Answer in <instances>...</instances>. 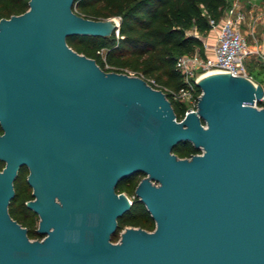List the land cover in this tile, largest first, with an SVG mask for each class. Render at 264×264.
Returning a JSON list of instances; mask_svg holds the SVG:
<instances>
[{
    "label": "water",
    "instance_id": "water-1",
    "mask_svg": "<svg viewBox=\"0 0 264 264\" xmlns=\"http://www.w3.org/2000/svg\"><path fill=\"white\" fill-rule=\"evenodd\" d=\"M73 3L28 0L0 18V264H264L262 86L202 76L196 109L178 120L164 91L68 45L117 27ZM181 141L201 152L177 156ZM23 165L41 240L8 211ZM137 172L154 228L112 241L132 203L116 186Z\"/></svg>",
    "mask_w": 264,
    "mask_h": 264
},
{
    "label": "trees",
    "instance_id": "trees-1",
    "mask_svg": "<svg viewBox=\"0 0 264 264\" xmlns=\"http://www.w3.org/2000/svg\"><path fill=\"white\" fill-rule=\"evenodd\" d=\"M227 2L228 0H74L73 9L85 17L94 19L117 17L119 22L109 35L73 34L67 36L66 41L77 52L94 58L106 71L108 70L106 64L127 68L144 78L152 76L160 85L176 90L182 85V75L175 69L176 57L183 53H192L195 49L200 50L202 46L201 40L195 35L188 34L187 30L194 27L199 32L207 31L211 27L209 20H218L228 6ZM28 7V0H0V18L20 14ZM102 49L105 50L104 55L101 53ZM165 94L176 117L181 118L188 105L173 99L168 93ZM257 103L262 104L260 101ZM172 151L179 157H189L194 153H200L201 149L195 148L189 141H181ZM0 165L3 163L0 162ZM135 174L119 182L116 191L122 192L123 189L120 188L122 182ZM18 175L13 182L15 195L10 202L12 214L16 209L14 202L19 186ZM138 182L132 186L134 197L129 210L117 220L119 228L124 223L146 228L134 217L136 212H140L150 221L152 228L155 225L145 205L134 194ZM25 183L27 184L26 181ZM23 200L24 196L20 203L27 209L23 205ZM26 214L30 216V221L24 219L23 225L31 226L29 235L35 236L33 216H36V213L29 211Z\"/></svg>",
    "mask_w": 264,
    "mask_h": 264
},
{
    "label": "built area",
    "instance_id": "built-area-1",
    "mask_svg": "<svg viewBox=\"0 0 264 264\" xmlns=\"http://www.w3.org/2000/svg\"><path fill=\"white\" fill-rule=\"evenodd\" d=\"M244 21L245 12L241 2L232 0L225 7L222 16L218 20H209L211 28L215 30V42L212 52L202 54L195 50L192 53H183L176 57L175 69L182 75V85L178 89H168L157 84L154 79H148V83L154 88L168 93L175 100L186 101L184 103L188 105L185 110V113H187L196 109L198 99L202 93L198 81L203 74L210 70L242 75L254 82L244 64V58L252 52L242 31ZM107 67L109 66L107 65ZM263 99L264 88L262 96L257 101ZM183 116L176 119L180 120Z\"/></svg>",
    "mask_w": 264,
    "mask_h": 264
},
{
    "label": "rangeland",
    "instance_id": "rangeland-1",
    "mask_svg": "<svg viewBox=\"0 0 264 264\" xmlns=\"http://www.w3.org/2000/svg\"><path fill=\"white\" fill-rule=\"evenodd\" d=\"M231 1L232 0H228L227 4L229 5ZM239 1L241 2L242 8L244 9L245 12V21L243 22L242 25V31L247 39V43L249 47L252 49V52L247 57L244 58V64L246 66L248 73L252 76L254 82L261 85L264 88V0H239ZM105 19H113V23L119 22V19L117 17L105 18ZM187 33L191 35H195L201 40L202 43L201 49L200 50L195 49V50L199 51L202 54H206V53L210 54L212 52V47L215 42V30L213 28L210 27L205 32H199L194 27H191L190 29L187 30ZM101 53L102 55H104L105 50L102 49ZM107 65L109 67H107ZM105 67L106 69H108L107 71H117L124 73L127 72V74L130 75H138L127 68H117L115 66L114 67L110 66L109 64H106ZM144 79L148 82V79H154V77L150 76L149 78H144ZM260 102L262 104H258L256 101L254 105L256 107H264V99L261 100ZM27 174H28V170L26 168L20 170L19 172L18 175L19 186L16 189L17 198L14 202V205L16 204V201L22 199V196H24V199H28L31 197L30 195H28L31 194V187L25 183ZM142 176L143 175L141 173H136L132 178L126 179L124 182H122L120 186V188L123 189L122 192L131 201L133 200L134 197L132 192V188H133L132 186L134 185L135 182L139 181L142 178ZM134 214H136L134 215V217L146 227L145 229L152 230L154 228V227L152 228L151 222L148 221L143 215H141L140 212H136ZM33 221H34L33 226L34 228H36L39 222V217L37 215L33 216ZM126 226H133V225L124 223L121 228L118 227L115 234L111 236L112 241H117L119 239L120 232Z\"/></svg>",
    "mask_w": 264,
    "mask_h": 264
},
{
    "label": "flooded vegetation",
    "instance_id": "flooded-vegetation-1",
    "mask_svg": "<svg viewBox=\"0 0 264 264\" xmlns=\"http://www.w3.org/2000/svg\"><path fill=\"white\" fill-rule=\"evenodd\" d=\"M24 168H26V169L28 170V168H27L26 166H24V165H23V166H20V168H19L18 171H17L16 176L19 174L20 170H22V169H24ZM141 174L143 175L142 177L145 176L144 173L141 172ZM15 178H16V177H15ZM14 180H15V179H14ZM25 181L27 182V175H26V179H25ZM13 182H14V181H13ZM27 184H28V182H27ZM28 185H29V184H28ZM29 186H30V185H29ZM30 187H31V186H30ZM14 191H15V190H14ZM14 195H15V193H14ZM13 197H14V196H13ZM31 199H34V196L32 195V187H31V197L28 198V199H24V200H23V205H25L27 209H24L23 206H22V204L20 203V200H18V201H16V204H15V206H16L15 212H13V214H12V212L10 213V202H11V200H10L9 205H8V211H9L10 215L12 214L11 217H12L13 219H15L18 223H20L23 227L26 228L27 235H28V237H29L30 239H39V240H41V239L44 237V234H41V233H39V232L37 231L38 225H37L36 228H33L34 232L36 233L34 237H33V236L30 237V235H29V232H30V230H31V226H28L27 224L23 225V223H24L23 220H24V219H25L26 221H30V216H29L28 214H26V212H29V211H30V213H31V211L34 212V211H33L31 208H29V207L27 206V204H26V202H27L28 200H31ZM34 213H35V212H34ZM36 215H37V213H36ZM37 216H38V215H37ZM38 223H39V222H38Z\"/></svg>",
    "mask_w": 264,
    "mask_h": 264
},
{
    "label": "bare ground",
    "instance_id": "bare-ground-1",
    "mask_svg": "<svg viewBox=\"0 0 264 264\" xmlns=\"http://www.w3.org/2000/svg\"><path fill=\"white\" fill-rule=\"evenodd\" d=\"M220 72H222V71H220V70H210V71L206 72L205 74H203L202 76L204 77L205 75H210V74H213V73H220Z\"/></svg>",
    "mask_w": 264,
    "mask_h": 264
}]
</instances>
